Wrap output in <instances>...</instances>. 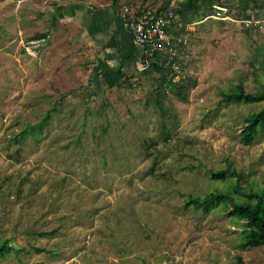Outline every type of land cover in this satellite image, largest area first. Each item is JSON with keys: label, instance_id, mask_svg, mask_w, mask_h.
Masks as SVG:
<instances>
[{"label": "rangeland", "instance_id": "1", "mask_svg": "<svg viewBox=\"0 0 264 264\" xmlns=\"http://www.w3.org/2000/svg\"><path fill=\"white\" fill-rule=\"evenodd\" d=\"M164 1L0 0V228L13 249L0 264H264V247L242 249V222L224 208L184 206L224 190L208 174L228 166L246 191L264 187V127L250 145L240 141L245 117L264 103L221 100L238 84L247 94L262 88L253 57L264 11L251 28L231 0L219 19L215 9L189 25L179 80L194 83L188 103L168 95L159 111L149 68L95 80L106 20ZM52 109L42 139L14 154L13 138ZM162 126L171 138L146 152Z\"/></svg>", "mask_w": 264, "mask_h": 264}, {"label": "trees", "instance_id": "2", "mask_svg": "<svg viewBox=\"0 0 264 264\" xmlns=\"http://www.w3.org/2000/svg\"><path fill=\"white\" fill-rule=\"evenodd\" d=\"M22 1V0H14ZM171 0H166L163 5L157 9L158 11L164 8H170ZM231 0H182L176 3L174 7V12L177 14L182 23L190 25L193 22L208 18L216 12L215 7L225 8ZM238 6V16L242 22H251L250 27L252 28L258 23L263 11H264V0H235ZM116 5H113V9ZM56 21V18H54ZM245 32L249 36L250 29L243 25ZM41 38V36H36L35 39ZM140 50V49H139ZM140 64L143 65L146 59L139 51ZM185 51L183 55H185ZM254 62L258 65V68L262 72L264 78V44L255 47L254 49ZM148 60L149 71L157 75V93L156 102L157 109L162 110L161 101L163 98H167L171 95L177 98L179 101L188 103V92L194 86V83L184 84V82H174L169 79L168 76L171 74L172 70L170 67L164 65H159L155 61ZM96 82H100V77H96ZM126 82L128 79H124ZM264 80V79H263ZM222 102L226 104H259L264 103V82L262 88L259 92L255 94H247L244 91L242 84H238L235 89L229 93L222 96ZM56 112L55 110H50L45 118L36 124L27 125L26 129L21 131L18 135L13 138L15 145L14 154L19 153V147L26 142V139H32L33 141H38L42 139L45 129L50 123L51 114ZM163 113V112H162ZM264 127V107L258 112L252 113L245 117L244 127L241 134L240 141L244 145H250L259 136V129ZM163 128V126H162ZM160 138L157 141L150 140L148 143H144V150L146 152L156 149V145L161 142H165L171 138L170 131L163 128L160 131ZM157 157H154V164H156ZM152 171H154L152 169ZM208 178L216 183H222L225 186L224 190H214L203 196L192 197L188 196L184 202V206L187 209H193L195 211H200L201 214H209L213 210L219 208H224L227 211L228 217L235 221V224L242 222L241 227L242 232L240 234L243 239L242 249H253L258 247H264V187L259 190L246 191L242 188L243 175L241 172L235 170L234 168L228 166L226 169L221 171H214L208 174ZM2 229L0 228V260L6 259L11 255L13 249L9 244V239H6L2 235ZM57 230H52L50 232H39L36 233L38 237L49 238L54 236ZM36 253L43 252L42 249L33 248ZM22 250H17L16 253Z\"/></svg>", "mask_w": 264, "mask_h": 264}, {"label": "built area", "instance_id": "3", "mask_svg": "<svg viewBox=\"0 0 264 264\" xmlns=\"http://www.w3.org/2000/svg\"><path fill=\"white\" fill-rule=\"evenodd\" d=\"M215 8V16L219 19L225 8ZM118 18L130 33L133 44L146 58L142 70L149 68L147 59H150L159 65L170 67L172 72L168 78L172 81L177 82L182 78L180 59L188 46L189 25L182 23L175 14L174 7L158 11L128 4L119 11ZM35 44L31 43V48L40 45L38 41Z\"/></svg>", "mask_w": 264, "mask_h": 264}, {"label": "crops", "instance_id": "4", "mask_svg": "<svg viewBox=\"0 0 264 264\" xmlns=\"http://www.w3.org/2000/svg\"><path fill=\"white\" fill-rule=\"evenodd\" d=\"M64 13H66V10ZM98 23L103 24L104 19L98 20ZM106 23L105 29L96 39V43L100 44L101 50L102 69L99 72V83L109 81V83L114 84L120 81L119 78L123 75L126 76L129 73L140 74L143 71V66L139 61L140 50L133 44L130 33L127 32L118 16L117 18L112 17V20L108 18ZM90 27H92L91 23L89 24ZM117 75H120V77H117Z\"/></svg>", "mask_w": 264, "mask_h": 264}]
</instances>
